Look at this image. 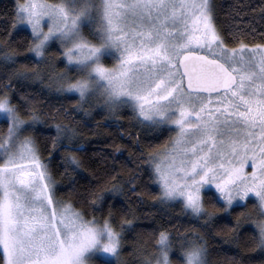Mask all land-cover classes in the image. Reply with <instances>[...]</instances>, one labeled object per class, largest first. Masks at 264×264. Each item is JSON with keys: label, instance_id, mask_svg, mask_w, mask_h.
<instances>
[{"label": "snow or ice", "instance_id": "1", "mask_svg": "<svg viewBox=\"0 0 264 264\" xmlns=\"http://www.w3.org/2000/svg\"><path fill=\"white\" fill-rule=\"evenodd\" d=\"M17 24L27 25L30 36L21 37L23 53L11 47V32L0 43V66L11 69L5 87L13 79L41 87L21 92L19 104L0 90V264H92L95 257L126 264L123 233L135 210L119 230L111 204L101 220L88 219L71 193L58 195L59 182L41 155L62 152L65 174L79 173L86 148L71 121L80 116L86 126L94 110L116 124L117 113L130 110L139 126L174 133L163 144L141 146L137 157V167L159 182L154 199L165 206L179 199L211 227L216 212L205 207L202 189L214 186L224 202L217 210L234 202L242 208L229 242L239 246V229L251 220L261 236L253 250L264 254V43H245L239 31L219 26L213 0H22ZM57 60L64 63L59 71ZM61 94L78 99L70 110L45 113L39 98ZM49 119L58 120L50 126L54 135L44 127ZM137 180L129 169V190ZM109 182L89 191L85 203L93 211H104L107 193L127 198L120 174ZM250 196L255 219L245 203ZM194 237L202 244L189 264L201 256L208 264L207 236L193 229L187 240ZM184 243L181 236L179 251ZM155 245L148 251L136 242L131 254L139 264H153L154 257L168 264V230Z\"/></svg>", "mask_w": 264, "mask_h": 264}, {"label": "trees", "instance_id": "2", "mask_svg": "<svg viewBox=\"0 0 264 264\" xmlns=\"http://www.w3.org/2000/svg\"><path fill=\"white\" fill-rule=\"evenodd\" d=\"M215 7L216 23L227 31L237 32L241 34V39L248 44L264 43V0H213ZM16 0H0V43L9 39L11 32V47L23 53L27 47L22 36H30V30L26 27H12L16 15ZM239 14L238 17L236 14ZM233 41H229L231 45ZM0 47V52L4 51ZM58 49L50 48L49 52H55ZM22 60V57H21ZM2 61V58H0ZM64 68L62 60L56 61V70ZM11 69H5L0 66V90L13 93L14 104H19V95L23 93H31L40 88L39 82L32 84L31 87L21 86L13 79L12 88H6L9 82V72ZM19 89V91H15ZM52 95L50 98L41 96V100L45 113L55 114L56 110L63 108L71 109L74 101L78 99L75 95ZM85 107H88L85 104ZM107 117V119H106ZM61 118L62 111H61ZM116 119L118 124L112 122V118L107 113H97L93 111L92 117L84 126V122L80 116L75 121H71L74 127L81 135L79 142L85 145L86 151L80 153L83 162V169L77 173L65 174L64 162L61 159L62 152H42V158L49 165L55 179L59 182L58 195L71 199L76 208L84 210V214L88 219L93 216L98 221L107 216L109 204H111L114 215L112 223L119 230L120 221L123 218L133 219V215L129 213V209H134L136 219L133 225L127 226L123 233L125 241L122 256L126 264H139L137 256L132 255L133 244L139 242L148 251L154 250L155 240L161 230H168L172 242L177 245L181 236L187 240L193 237V229L204 232L208 238L209 255L207 257L208 264H260L264 260V254L259 249H254L250 237L254 236L257 230L250 224V221L244 223L239 229V246L236 243H230L233 237L231 229L236 224V216L242 211L238 205L232 206L227 211H219L224 204L213 191H205L203 194V203L210 211L216 214L212 218L211 227H204L205 217H197L188 210L182 208L180 201H171L167 206L157 202L154 197L159 193L160 188L155 181L150 180L143 166L137 167L141 161L137 159L140 155L142 147H146L149 143L160 145L167 141L170 131L151 130L139 126L131 119L130 110H122L117 113ZM58 120L49 119L48 124L44 127L54 135V128H50L52 124ZM139 141V144H138ZM119 148V151L116 149ZM129 169L133 170L138 177L131 190L129 185L125 183L129 176ZM120 174V181L124 183L125 195L107 193L103 204L104 211H93L85 203L88 193L97 186H110L109 177ZM142 194V196L140 195ZM216 196L214 201L207 199L208 196ZM142 201V202H141ZM217 208H213V204ZM248 210L255 214V210L251 205L255 203L253 199L247 200ZM153 230H155L153 232ZM187 230V231H186ZM195 238V237H194ZM173 260L182 259L180 251L176 247L172 251ZM96 264H102V259L97 258Z\"/></svg>", "mask_w": 264, "mask_h": 264}, {"label": "clouds", "instance_id": "3", "mask_svg": "<svg viewBox=\"0 0 264 264\" xmlns=\"http://www.w3.org/2000/svg\"><path fill=\"white\" fill-rule=\"evenodd\" d=\"M261 216L264 217V213H262ZM250 239L252 243L254 244V246L260 241L261 236H260L259 229H257L256 234L250 237ZM201 244H202V241L198 238H193L191 240H185L183 248L180 250V255L182 259L179 261H175L173 260L171 253L173 250L176 249L177 245H175L172 242V248L169 250V255H168V264H189V254L194 253L198 249V246ZM202 261L204 262V264H206V260L203 256L199 258H194L192 261V264H202ZM153 264H155V257L153 258Z\"/></svg>", "mask_w": 264, "mask_h": 264}, {"label": "rangeland", "instance_id": "4", "mask_svg": "<svg viewBox=\"0 0 264 264\" xmlns=\"http://www.w3.org/2000/svg\"><path fill=\"white\" fill-rule=\"evenodd\" d=\"M16 2H17V4L18 3H21L22 2V0H16ZM17 26H21V27H26V28H28L29 30H30V28L27 26V25H25V24H17ZM174 133H172V132H170V135H173ZM248 171H251V168L249 167V169H248ZM156 182V184L159 186V188H160V185H159V182H157V181H155ZM205 191H207V192H209V191H213L217 196H218V194L216 193V190H215V188H214V186H212V187H205L204 189H202V195L204 194V192ZM219 197V196H218ZM222 202H223V200L221 199V198H219ZM249 199H253L254 201H255V198L254 197H252V196H250V198ZM248 199V200H249ZM176 201H180L179 199L178 200H176ZM181 202V201H180ZM247 202V201H246ZM245 202V203H246ZM223 204H224V202H223ZM237 204L234 202V204H233V206H236ZM186 210H188L190 213H192L191 212V210L190 209H186ZM256 218V216H255V214L254 215H252V219H255ZM250 224L252 225V226H254V228L256 229V227H255V225H254V223H252L251 222V220H250ZM257 230V229H256ZM97 258H99V259H102L101 257H95V258H93V262H92V264H96V260H97Z\"/></svg>", "mask_w": 264, "mask_h": 264}]
</instances>
